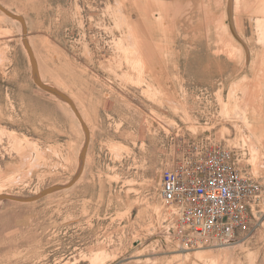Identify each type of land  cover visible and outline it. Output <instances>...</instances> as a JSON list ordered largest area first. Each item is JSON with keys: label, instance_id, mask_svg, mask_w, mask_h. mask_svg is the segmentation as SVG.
<instances>
[{"label": "rangeland", "instance_id": "rangeland-1", "mask_svg": "<svg viewBox=\"0 0 264 264\" xmlns=\"http://www.w3.org/2000/svg\"><path fill=\"white\" fill-rule=\"evenodd\" d=\"M0 2L87 128L0 13V264H264V195L235 240L192 246L160 197L196 145L264 189V0Z\"/></svg>", "mask_w": 264, "mask_h": 264}, {"label": "built area", "instance_id": "built-area-1", "mask_svg": "<svg viewBox=\"0 0 264 264\" xmlns=\"http://www.w3.org/2000/svg\"><path fill=\"white\" fill-rule=\"evenodd\" d=\"M194 150L161 173L160 197L171 208L173 232L184 246L207 236L233 241L249 229L262 184L237 167L232 151L198 145Z\"/></svg>", "mask_w": 264, "mask_h": 264}, {"label": "water", "instance_id": "water-1", "mask_svg": "<svg viewBox=\"0 0 264 264\" xmlns=\"http://www.w3.org/2000/svg\"><path fill=\"white\" fill-rule=\"evenodd\" d=\"M0 8H1V9H2L7 15H9V16H11V17H14V18H16L18 21H20V22L22 23V25H23V32L26 33L27 29H26L25 21H24V19H23L22 16H20V15H15V14L11 13L9 10H6L5 8H3V7L1 6V4H0ZM23 41H24V43H25V47L27 48L28 53H29V57H30V61H31V68H32V74H33V79H34L35 83H36L37 85H39L41 88H43V89H45V90H47V91H49V92H53V93H55L56 95H58L60 98L66 100V101L71 105V107H72L73 109H75L74 106H73V104H72V102H71V100H70V98L68 97V95H66L64 92L60 91L59 89L55 88L54 86L49 85V84H46V83L41 82V81L39 80V78H38V76H37V72H36L37 69H36V65H35L34 57H33L32 53H31V51H30V48H29V46H28L26 40L23 39ZM75 111H76V110H75ZM82 125L84 126V123H82ZM84 127H85V126H84ZM85 128H86V127H85ZM87 142H88V138H86L85 145H84V147H83L82 150H81V154H80V159H81L80 161H81V164L83 163V156H84L85 148H86V146H87ZM73 182H74V179H73V181H71V183L69 184V186H70ZM60 187H61V186H57V185H55V186H51V187H49V188L43 190L41 193H39V194H37V195H34V196H31V197H29V198H25V199H21V198L14 197V196H11V195H5V198L12 199V200H16V201H31V200H35V199H37L38 197H40V196H42V195H44V194H46V193H48V192H50V191H52V190L59 189Z\"/></svg>", "mask_w": 264, "mask_h": 264}, {"label": "bare ground", "instance_id": "bare-ground-1", "mask_svg": "<svg viewBox=\"0 0 264 264\" xmlns=\"http://www.w3.org/2000/svg\"><path fill=\"white\" fill-rule=\"evenodd\" d=\"M237 2V1H236ZM1 4V3H0ZM2 5V4H1ZM2 7L3 8H6V7H4L3 5H2ZM6 10H9V9H7L6 8ZM10 11V10H9ZM11 12V11H10ZM0 13L2 14V16H4V17H6V18H8V19H10V20H12V21H15L16 23H18V26H19V28H20V33L23 35V39H25L26 40V42H27V44H28V46H29V48H30V51H31V53H32V55H33V57H34V54H33V52H32V50H31V46L29 45V42L27 41L28 39V37H27V31H26V33H24L23 32V25H22V23L20 22V21H18L16 18H14V17H11V16H9V15H7L1 8H0ZM12 13V12H11ZM14 14V13H13ZM15 14H17V15H19L18 13H15ZM23 43H24V41H23ZM22 46H23V53H25L27 56H28V58H29V60H30V57H29V53H28V50H27V48L25 47V43L24 44H22ZM21 46V47H22ZM148 53V52H147ZM150 53V52H149ZM149 57V56H148ZM34 60H35V58H34ZM35 65H36V63H35ZM37 71V76H38V78H39V80L41 81L42 79H43V77L44 76H41L40 74H38V70H36ZM42 82V81H41ZM44 83H48V82H46V81H44ZM49 85H52V86H54L55 87V85H53V84H51V83H48ZM39 86V85H38ZM56 88V87H55ZM62 92H64V91H62ZM50 94L51 95H53L54 97H56V98H60L58 95H56L55 93H53V92H50ZM69 96V95H68ZM71 99V102H72V104H73V106H74V108L75 109H73L72 107H71V105L66 101V100H64V99H62V98H60L61 99V101H63L66 105H68L69 106V108H70V110L69 111H71V113H72V115L74 116V118H76L77 119V121H78V123L80 124V126H81V128H82V124L81 123H84L85 121H83V119L81 118V113H79V111H78V109H77V107H76V105H75V103H74V101H73V99H72V97L71 96H69ZM59 99V100H60ZM64 106V105H63ZM76 110V111H75ZM76 121V120H75ZM77 123V124H78ZM84 126L86 127V125H85V123H84ZM87 129V128H86ZM83 130H85V129H83ZM88 136V135H87ZM1 193V192H0Z\"/></svg>", "mask_w": 264, "mask_h": 264}, {"label": "crops", "instance_id": "crops-1", "mask_svg": "<svg viewBox=\"0 0 264 264\" xmlns=\"http://www.w3.org/2000/svg\"><path fill=\"white\" fill-rule=\"evenodd\" d=\"M1 3V2H0ZM2 4V3H1ZM3 5V4H2ZM4 6V5H3ZM4 7H6V6H4ZM7 8V7H6ZM8 9V8H7ZM188 63H189V65L191 64L190 62H187V65H188ZM44 78V77H43ZM44 80V79H43Z\"/></svg>", "mask_w": 264, "mask_h": 264}]
</instances>
